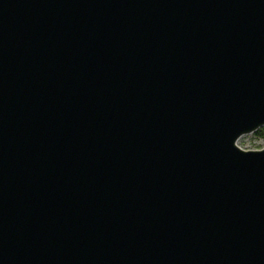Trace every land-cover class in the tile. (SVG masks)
I'll return each mask as SVG.
<instances>
[{"label": "water", "instance_id": "1", "mask_svg": "<svg viewBox=\"0 0 264 264\" xmlns=\"http://www.w3.org/2000/svg\"><path fill=\"white\" fill-rule=\"evenodd\" d=\"M264 0H0V264H264Z\"/></svg>", "mask_w": 264, "mask_h": 264}, {"label": "rangeland", "instance_id": "2", "mask_svg": "<svg viewBox=\"0 0 264 264\" xmlns=\"http://www.w3.org/2000/svg\"><path fill=\"white\" fill-rule=\"evenodd\" d=\"M238 146L245 151H259L264 149V138L255 133L245 135L238 141Z\"/></svg>", "mask_w": 264, "mask_h": 264}, {"label": "trees", "instance_id": "3", "mask_svg": "<svg viewBox=\"0 0 264 264\" xmlns=\"http://www.w3.org/2000/svg\"><path fill=\"white\" fill-rule=\"evenodd\" d=\"M255 134H257L258 136L264 138V128H261L259 131H257Z\"/></svg>", "mask_w": 264, "mask_h": 264}]
</instances>
